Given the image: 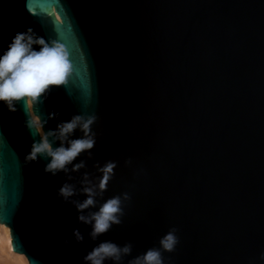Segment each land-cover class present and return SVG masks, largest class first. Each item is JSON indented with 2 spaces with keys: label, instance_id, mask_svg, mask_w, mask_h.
Here are the masks:
<instances>
[{
  "label": "water",
  "instance_id": "water-1",
  "mask_svg": "<svg viewBox=\"0 0 264 264\" xmlns=\"http://www.w3.org/2000/svg\"><path fill=\"white\" fill-rule=\"evenodd\" d=\"M27 28L62 46L72 69L33 114L45 131L95 115L96 143L73 162L83 167L52 176L50 158L29 159L41 135L26 127L27 100L16 111L0 103V224L18 252L31 264H84L108 240L132 244L120 264L150 248L163 264H264V0H0V54ZM109 162L85 214L120 196L124 215L92 240L58 189L72 184L83 201V182L98 185ZM173 228L178 243L165 251Z\"/></svg>",
  "mask_w": 264,
  "mask_h": 264
},
{
  "label": "clouds",
  "instance_id": "clouds-1",
  "mask_svg": "<svg viewBox=\"0 0 264 264\" xmlns=\"http://www.w3.org/2000/svg\"><path fill=\"white\" fill-rule=\"evenodd\" d=\"M71 64L66 50L56 42H49L40 36L32 28L18 31L8 42L7 47L0 54V103H4L10 111H16V104L21 100H27L29 105L38 102L51 86L64 85L71 72ZM59 114L49 115V119H55ZM95 115L74 114L67 121H60L55 128L44 130L47 121L41 122L39 116L31 117L26 121L29 129L38 128L41 134L39 141L32 145L29 159L45 157L49 160L44 171L52 176L59 172L68 174L70 171L83 167V162L73 165L76 158L87 151L92 155L96 139L91 131V125L95 122ZM80 129L84 135L73 138L75 131ZM59 141L58 146H54ZM130 163V161H129ZM69 165H73L70 170ZM114 162L101 167L104 173L103 180L98 185L91 184L87 179L81 189L87 195L83 201L72 200L77 194L76 188L69 183H64L58 189V196L64 202H71L80 213L78 221L91 225L89 236L92 240L108 232L112 225L121 224L124 210L121 207L120 196L107 199L100 205L98 211L85 214V210L94 207L97 203V195L106 191L109 174L115 168ZM124 200H129L128 193L123 194ZM177 230L173 228L160 239V245L165 251H173L178 238ZM0 264H31L30 259L24 253L18 252L14 247V235L11 226L0 224ZM77 242L84 241V235L79 229L73 230ZM66 245L71 241L64 240ZM132 252V244L123 246L112 241H102L93 247L84 257V264H105L111 260L113 264H120L125 256ZM128 264H163L160 249L150 248L143 254L134 257Z\"/></svg>",
  "mask_w": 264,
  "mask_h": 264
},
{
  "label": "bare ground",
  "instance_id": "bare-ground-1",
  "mask_svg": "<svg viewBox=\"0 0 264 264\" xmlns=\"http://www.w3.org/2000/svg\"><path fill=\"white\" fill-rule=\"evenodd\" d=\"M29 104V103H28ZM29 107H30V110H31V105H29ZM31 114H32V117H35L36 115H34L33 114V112H32V110H31ZM38 129V128H37ZM39 131V130H38ZM39 133H40V131H39ZM41 135V134H40ZM0 235H2V233H0Z\"/></svg>",
  "mask_w": 264,
  "mask_h": 264
}]
</instances>
